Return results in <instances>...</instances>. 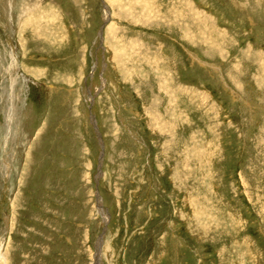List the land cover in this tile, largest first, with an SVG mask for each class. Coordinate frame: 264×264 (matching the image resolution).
Segmentation results:
<instances>
[{
	"label": "rangeland",
	"instance_id": "rangeland-1",
	"mask_svg": "<svg viewBox=\"0 0 264 264\" xmlns=\"http://www.w3.org/2000/svg\"><path fill=\"white\" fill-rule=\"evenodd\" d=\"M0 264H264V0H0Z\"/></svg>",
	"mask_w": 264,
	"mask_h": 264
},
{
	"label": "bare ground",
	"instance_id": "bare-ground-1",
	"mask_svg": "<svg viewBox=\"0 0 264 264\" xmlns=\"http://www.w3.org/2000/svg\"><path fill=\"white\" fill-rule=\"evenodd\" d=\"M13 65V64H12ZM14 66V65H13ZM14 107V106H13ZM9 129H10V127H9Z\"/></svg>",
	"mask_w": 264,
	"mask_h": 264
}]
</instances>
